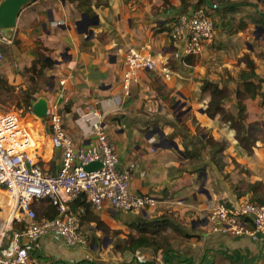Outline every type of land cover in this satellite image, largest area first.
<instances>
[{
    "label": "crops",
    "instance_id": "1",
    "mask_svg": "<svg viewBox=\"0 0 264 264\" xmlns=\"http://www.w3.org/2000/svg\"><path fill=\"white\" fill-rule=\"evenodd\" d=\"M80 4V0H35L23 7L10 30L14 40L0 42L7 50L0 62V96L7 90L33 92L31 112L25 121L38 140V152L49 171H57L61 161L60 150L52 145L48 122L49 110L55 104L63 111L65 126L78 144L93 143L96 126H100L118 150L120 167L136 164L132 191L155 196L157 205L142 212L116 210L108 203L100 210L91 204L88 210L79 206L76 211L82 221L95 222L97 233L104 230L97 219L113 228H131L134 236L138 232L131 224L140 219L166 218L178 230L168 227L164 244L157 249L147 247L153 254L149 250L140 254L137 250L123 251L124 246H116L114 253L111 243L102 250L95 242L90 247H75L50 233L30 244L32 262L40 255L70 264H97L93 259H110L113 252L118 261L100 263L264 264L261 234L224 233L215 230L208 219L218 202L264 200L263 136L257 137L249 153L228 121L219 113L206 112L212 91L203 90L204 80L217 81L201 56L210 50L207 45L213 38L192 56L193 63L171 58L173 75L169 79L159 70H141L129 94L122 83L130 47L150 44L155 54L171 57L176 48L171 24L181 14L200 6L207 8L218 28L220 12L237 11L238 7L227 8L219 0H186L185 4L182 0H89L84 7L98 15L100 22L90 27L93 35L88 36L76 26L86 12ZM256 7L251 8L255 15ZM261 10L264 13V6ZM224 21L229 23L226 17ZM40 56L41 68L47 59L54 63L43 67L48 77L45 86L33 89L32 68ZM240 59L246 63L243 56ZM257 72L264 78V70L260 72L257 67ZM39 99L47 102L44 118L32 112ZM260 99H244L249 122L264 121V116L255 119L253 115V109L264 110L263 105L254 103ZM5 102L0 99V103ZM223 105L233 113L238 111L236 98L225 100ZM0 198L5 208L11 204L1 189ZM4 216L3 211L0 218ZM11 237L7 243L3 239V253L10 252Z\"/></svg>",
    "mask_w": 264,
    "mask_h": 264
},
{
    "label": "built area",
    "instance_id": "2",
    "mask_svg": "<svg viewBox=\"0 0 264 264\" xmlns=\"http://www.w3.org/2000/svg\"><path fill=\"white\" fill-rule=\"evenodd\" d=\"M215 30L212 15L205 8L197 7L181 14L171 24V39L176 47L171 57L155 54L150 44L130 47L122 78L126 93H130L141 70H159L171 78V58L180 60L185 55L200 53ZM13 40L12 35H6L0 28V42ZM24 118L17 110L0 109V189L11 199L8 207L1 205L0 212L8 211L0 218V264H32L30 244L50 233L71 246L87 245L88 237L81 230V214L72 209L80 196L99 210L107 203L116 210L128 212H142L157 205L155 196L132 191L130 182L136 164L120 167L118 150L104 128L96 126L93 143L78 144L65 126L64 113L58 104L51 107L50 138L61 153L60 166L52 172L44 167L38 140ZM43 201L56 207L55 218L39 219L35 205ZM208 219L215 230L233 235L259 233L264 239V203L253 199L230 204L218 202L210 210ZM9 229L11 249L6 254L2 244Z\"/></svg>",
    "mask_w": 264,
    "mask_h": 264
},
{
    "label": "rangeland",
    "instance_id": "3",
    "mask_svg": "<svg viewBox=\"0 0 264 264\" xmlns=\"http://www.w3.org/2000/svg\"><path fill=\"white\" fill-rule=\"evenodd\" d=\"M222 2L223 0H219V2ZM232 2H246V3H254L251 4L248 7L237 6V11H229L230 9H227L226 11H221L219 16V25L217 30H215L217 33L214 34L212 41L207 45V53L205 55H202L201 58L204 60L205 63H208L209 65V73L213 74V76L216 78L215 80L221 87L224 88L230 95L227 99L228 101L233 100L236 98L235 91L239 85V75L241 71L246 68V63L241 62V57L243 56H253L256 67L259 68L260 72L264 70V24L261 22H257L255 19L264 18V13H262V6H264V0H257V1H251V0H231ZM255 5V6H254ZM258 7L257 15L251 11L252 7ZM201 7V6H200ZM243 7V8H242ZM256 7V8H257ZM260 8V9H259ZM207 11L208 9L205 8ZM240 9V10H239ZM262 14V15H261ZM225 17L228 18L229 23L225 24ZM218 24V22H217ZM217 26V25H216ZM249 27V28H247ZM221 29V33H219ZM240 29H244V32H240ZM1 50L3 53V56H5V52L7 50H4V47L2 45ZM37 68L33 69L32 71L35 73L32 76L31 80V88L35 89V87L38 86H45L46 81L48 80L47 75L45 74V71L41 69V60L35 61ZM213 64H216L214 68H211ZM15 90V89H13ZM26 91H30V89L27 90H19L16 93L11 91H5L3 94H1L0 99L5 100V104L0 103V109L2 111H9V110H17L21 112V114L24 117H27L29 113L31 112L30 109L26 106ZM31 92V91H30ZM254 103H257L259 105H263L264 107V99L260 100H254ZM253 115L256 117L255 119L262 118L264 116V110L261 109H253ZM176 118V117H175ZM25 120V118H24ZM261 120V119H260ZM249 122L248 120H246ZM258 122L257 125L258 129L254 130V135L257 137L263 136L264 138V127L261 125V122ZM177 133V131H175ZM48 203L46 201H43L37 205H35V208L37 210L38 215H40V210L47 206ZM1 206V204H0ZM1 213V212H0ZM4 215H6V212H4ZM5 217V216H4ZM103 222V221H102ZM97 219V223L103 226L104 230L99 233H97L96 223H90L87 220H83L81 222V230L82 232L88 237L89 243L85 246L90 247L94 242L97 243L98 248L100 250L107 248L106 243L112 246L110 247L111 251L114 253L116 252V246L122 247L125 246L127 243V236L132 234L131 228H113L105 223H102ZM18 227V225H16ZM15 226V227H16ZM91 228H94L93 231H90ZM11 229H9L6 233V236L4 237V241L7 243L11 237ZM128 231V232H127ZM131 232V233H129ZM114 244V245H113ZM81 247V246H78ZM109 251V252H111ZM109 253L110 259H98L94 260L93 262H97V264L100 263L101 260H104V263H113L118 261L112 253ZM124 253V252H122ZM128 253V252H127ZM113 257V259H112ZM102 258V257H99ZM116 259V260H115ZM123 262V261H122Z\"/></svg>",
    "mask_w": 264,
    "mask_h": 264
},
{
    "label": "trees",
    "instance_id": "4",
    "mask_svg": "<svg viewBox=\"0 0 264 264\" xmlns=\"http://www.w3.org/2000/svg\"><path fill=\"white\" fill-rule=\"evenodd\" d=\"M75 1V0H71ZM89 0H80L81 4L80 7L85 10L87 13H89L91 16L95 15V13L90 10L89 8L84 7L86 3ZM182 3L185 4L186 0H182ZM223 3L227 5V8H235L237 6H241L246 4V2H232L231 0H223ZM262 15V14H261ZM257 22H261L264 24V18L255 19ZM192 55H185L181 59L183 61H187L189 63H193ZM246 60V68H244L240 75H239V85L235 91L237 103H238V111L237 113H233L230 110H228L223 103L225 100L229 98V94L226 90H224L223 87L219 85V83L211 81L209 79H205L203 83V90L210 89L212 91L211 98L208 104V107L206 109V112L209 115H215L216 113H219L221 117L228 121L232 128L236 131V137L241 143V145L250 153L253 151V147L257 141V136L254 135V130L258 129L255 121L253 122H247V105L244 102L245 98H255L257 96H260L264 99V90L262 88V83L264 82V78L259 75L257 72V67L254 59H252L250 56L246 55L244 56ZM39 60H42V57L40 56ZM54 63L53 60L47 59L43 67L50 66ZM41 68L42 73L43 69ZM36 64L33 65V69H36ZM33 92L26 91V106L28 109H31V99ZM261 125H264V121ZM255 201L264 203V200L261 199H253ZM0 204L3 206V200L0 198ZM79 206H84V209L88 210L90 203L85 199L84 196H80L77 198V200L74 201L72 204V209L74 211L77 210ZM1 211V206H0ZM39 219L42 217H48V218H55L57 215V209L55 206L48 203L47 206L43 207L40 210ZM87 214L90 217H93L90 213V211H87ZM173 226L174 229L178 230V226L174 225L169 219L166 218H153V219H140L136 222H133L131 224V227H133L138 232V236H134L131 234L127 240V243L124 247H122L123 251H131L136 252L141 247H152L154 249H157L161 244H164V241L167 239V235L164 234V231L170 227ZM121 248V247H119ZM167 251H169V248H165ZM36 257V256H34ZM32 264H70L69 262L65 260H53L48 259L43 256H37V259L34 258ZM151 262L147 263L150 264ZM146 264V263H145Z\"/></svg>",
    "mask_w": 264,
    "mask_h": 264
},
{
    "label": "water",
    "instance_id": "5",
    "mask_svg": "<svg viewBox=\"0 0 264 264\" xmlns=\"http://www.w3.org/2000/svg\"><path fill=\"white\" fill-rule=\"evenodd\" d=\"M33 1L35 0H3L0 3V28L6 35H12L10 30L16 25L21 10L25 5ZM99 22L98 15L91 16L89 13L83 12L81 19L76 21V26L80 33L91 36L93 35V30L90 27L99 24ZM185 111H183L182 114H184ZM32 112L39 118H44L47 115V102L45 99L37 100L32 108ZM202 112H205V110H202ZM149 249L150 248L147 247H141L137 250V254H140L143 250ZM151 253L153 254V252Z\"/></svg>",
    "mask_w": 264,
    "mask_h": 264
}]
</instances>
